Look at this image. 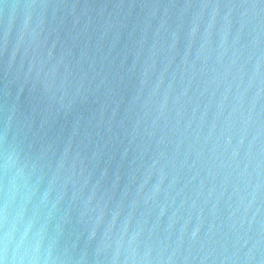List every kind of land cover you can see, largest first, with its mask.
<instances>
[{"label": "water", "instance_id": "water-1", "mask_svg": "<svg viewBox=\"0 0 264 264\" xmlns=\"http://www.w3.org/2000/svg\"><path fill=\"white\" fill-rule=\"evenodd\" d=\"M0 264H264V0H0Z\"/></svg>", "mask_w": 264, "mask_h": 264}]
</instances>
